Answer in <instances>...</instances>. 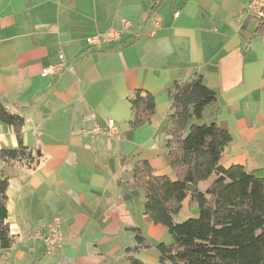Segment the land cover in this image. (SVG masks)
Listing matches in <instances>:
<instances>
[{"label": "crops", "instance_id": "0c3cea01", "mask_svg": "<svg viewBox=\"0 0 264 264\" xmlns=\"http://www.w3.org/2000/svg\"><path fill=\"white\" fill-rule=\"evenodd\" d=\"M249 1L0 0V101L24 118L19 135L36 155L34 164L0 158L12 237L0 264H131L147 252L144 262H158L154 246L128 251L135 228L153 244L172 239L147 215L132 170L146 160L175 178L163 129L177 80L199 74L218 91L207 112L233 136L222 163L264 175V19L246 14ZM125 20L119 40L88 44ZM62 52V71L43 75ZM138 89L154 95L156 114L133 127ZM107 119L119 139L89 132ZM19 135L0 119V149ZM192 209L186 201L182 212ZM54 217L63 244L46 254L38 234Z\"/></svg>", "mask_w": 264, "mask_h": 264}, {"label": "trees", "instance_id": "16d2710c", "mask_svg": "<svg viewBox=\"0 0 264 264\" xmlns=\"http://www.w3.org/2000/svg\"><path fill=\"white\" fill-rule=\"evenodd\" d=\"M262 21V20H260ZM170 106L164 119L166 147L175 178L158 175L146 160L132 170L134 185L145 195V210L156 224L165 225L172 239L153 244L135 228L136 245L129 252L155 247L157 263L130 255L131 264H264V175L258 176L240 164L226 166L222 158L232 134L208 109L218 101V91L202 75L177 80L166 89ZM133 127L152 120L156 99L138 89L129 98ZM0 119L13 125L18 135L21 115L10 112L0 101ZM15 148L0 149L6 161L27 160L36 155L19 135ZM124 184V183H123ZM8 176L0 175V245L12 242L8 219ZM196 204L198 216L176 221L184 203Z\"/></svg>", "mask_w": 264, "mask_h": 264}, {"label": "built area", "instance_id": "2783aa9c", "mask_svg": "<svg viewBox=\"0 0 264 264\" xmlns=\"http://www.w3.org/2000/svg\"><path fill=\"white\" fill-rule=\"evenodd\" d=\"M245 12L249 17H254L259 20L264 19V0H250L245 8ZM179 12H175V16H178ZM159 24V23H158ZM130 25L128 20L123 22L122 28H111L103 32H99L96 35L88 38V44L91 47H99L103 43L119 40L122 34ZM61 62L55 65H51L43 69V75L51 76L60 73L63 67L66 65V58L64 53L60 54ZM92 134H103L112 138L119 139L121 131L114 119H107L105 126L100 122H94L93 126L89 129ZM60 220L58 217L51 219L38 234V237L43 243L45 253L52 254L63 244L62 236L59 232ZM62 264H67L63 261Z\"/></svg>", "mask_w": 264, "mask_h": 264}, {"label": "rangeland", "instance_id": "374dc122", "mask_svg": "<svg viewBox=\"0 0 264 264\" xmlns=\"http://www.w3.org/2000/svg\"><path fill=\"white\" fill-rule=\"evenodd\" d=\"M191 207L193 208L191 211L184 210V212H181L179 215H177L175 218L176 221L181 222V221H184L191 216H198L199 215L198 206L196 204H194ZM139 256L142 260L148 261V260H150L151 253L147 252L146 254L143 253L142 255H139Z\"/></svg>", "mask_w": 264, "mask_h": 264}]
</instances>
